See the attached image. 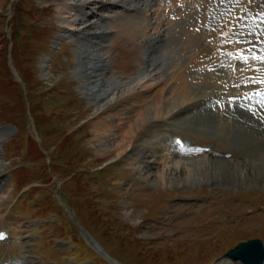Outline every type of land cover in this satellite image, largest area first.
Instances as JSON below:
<instances>
[{"label": "rangeland", "instance_id": "rangeland-1", "mask_svg": "<svg viewBox=\"0 0 264 264\" xmlns=\"http://www.w3.org/2000/svg\"><path fill=\"white\" fill-rule=\"evenodd\" d=\"M97 1L81 15L66 10L69 0H0V224L14 237L0 244V262L22 258L30 259V264H218L238 243L256 238L264 242V213L254 215L244 203L226 204L225 210L233 217L231 226L237 227L229 238H217L214 229H209L215 221L229 220L230 217L222 216L220 208L212 205L207 212H196L195 216L193 210L186 208L205 205L215 191L218 202L221 194L223 198V192H227L251 206L262 207L264 189L236 187L227 181L223 186H216L218 182L187 183L185 180L197 171L198 165L213 160H201L209 152L194 153L195 159L186 161L178 156L170 159L172 151L164 152V144L152 143L151 149L142 148L158 137L143 135L149 123L163 119L165 124L152 130L156 133L160 128L165 139L173 132L169 123L174 121L182 128L178 133L191 145L192 152L199 145L213 150V144L214 150L218 147L219 157L230 152L227 139L212 137L188 119L195 117L188 105L180 114L171 112L179 80L174 78L177 71L174 74L164 70L182 65L180 71L185 75L198 73L201 67L192 66L198 49L184 56L183 51L191 52V48L183 44L191 45L192 34L200 38L203 31H215L241 6L244 14L248 12L238 17L234 33L248 36L245 39H250L253 50H260L256 44L264 47V31L258 33L245 26L241 29L240 24L249 20L248 24L253 25L257 15V30L264 29V12L257 10L252 14L256 6L261 7V0H156L149 6L147 19L141 18L148 25L144 32H137L126 17L112 18L123 10L105 5L121 0ZM184 1L187 3L183 5ZM198 3L201 13L210 8L208 19L199 16V9H195ZM217 7L236 9L223 12L216 11ZM213 11L219 12L217 19H212ZM83 13L90 16L84 17ZM101 16L117 21L106 20V26H110L106 32H112L99 38L95 36L99 30L90 26ZM205 18L209 22L202 27L200 22ZM117 22L127 29H115ZM165 29H169L175 43L169 41L158 49L149 47L148 41L151 43ZM240 41L243 43V38ZM177 48L182 49L176 57L184 58L180 64L159 63L157 59ZM233 50L237 49H230L229 55ZM229 55H224L223 64L237 61L227 60ZM99 56H105L108 64L109 83L120 84L126 92H111L106 102L96 104L88 94L92 87L94 93L104 87L90 85L84 89L82 75ZM243 61L240 66L250 64ZM154 69L162 72L153 83L145 87L130 85L141 74L155 75ZM189 82L196 83L192 76ZM192 86L187 90H198ZM129 87L134 90L128 92ZM222 109L219 105L218 110ZM195 110L200 115L198 108ZM144 111L149 113L148 119L138 130L134 121L138 112ZM105 120L115 127L99 130L97 125ZM123 141L127 146L116 152ZM142 150L144 157L140 158L137 154ZM130 152L134 158L137 156L135 161L114 162L130 157ZM180 207L184 208L180 211L182 216H175ZM236 217L242 220L240 225H235ZM202 222L207 223V228L200 231Z\"/></svg>", "mask_w": 264, "mask_h": 264}, {"label": "bare ground", "instance_id": "bare-ground-1", "mask_svg": "<svg viewBox=\"0 0 264 264\" xmlns=\"http://www.w3.org/2000/svg\"><path fill=\"white\" fill-rule=\"evenodd\" d=\"M69 1H71V3H69L66 6V10L67 11L69 10L70 12L76 11L81 15H82V11H84L86 7L95 6L98 4L97 0H69ZM135 1L140 2V4H134ZM155 1L156 0H121V1H117L118 2L117 4L111 2L110 6L109 4L108 5L106 4L105 6L107 8L110 7L118 10L122 9L123 10L122 12L121 11L116 12L115 14L116 16L112 18L120 17V16L126 17L125 19L127 20L130 19L133 22V25L135 26L134 29L136 31L138 30L140 32L141 31L144 32L148 25H145V23L147 22H145L144 19L141 18L142 17L146 18L145 15L147 14L148 9L150 8L149 6H152L151 4ZM141 3L143 4L141 5ZM257 3L258 2H255V4ZM248 7L250 6L247 7L245 6L244 8L248 9ZM241 8L242 9L234 8L229 10L228 12H231L236 9L234 12H232L228 20L224 21L222 25L220 24V27H218L217 29L214 28L215 31L213 32L212 30L211 32L203 31L200 38H198L196 34L195 35L192 34L191 37L192 39L190 38L189 40L191 42V45L188 46L186 44H183L185 47L191 48V49L189 48L191 52L183 51L184 53H186L184 56L186 55L189 56L190 53L195 52L198 49V53H196V56L192 57L193 58L192 66L201 67V70L197 71L198 73L191 74L189 76L185 75L182 71H180L182 65H178L175 70L169 67L164 70V72L173 71L172 73L177 71V75L174 78H178L179 80V87L175 88V91L173 92L174 101L173 103H171V112L175 111L176 114H180L182 113L183 110L187 109L184 105H188L189 107L188 109H192L193 116H195L188 118L189 120L192 119L194 122H197L199 127L205 130L206 132L210 133L212 137L217 138L219 140L227 139V144L231 146L229 152L231 154L230 159L212 155V152L210 153L209 156L202 157L201 160H205L208 158L209 159L213 158V160H210L209 162H207V164L201 163L200 166L198 165L196 172L190 171L189 173L193 172V174L187 177V179L185 180L187 181V183H190V181H192V182H200V183H205V182L213 183L214 185H216L215 182H218L220 184H217L216 186H223L224 182L227 181V182L235 183L234 185L236 187H243V186L248 187L251 185V187L253 186L255 188L264 189V82H263L264 81L263 79L264 47H262V45L256 44L260 50H256V51L251 49L246 50L248 45L251 43L250 39L248 40L245 39L248 38V36L245 35L242 36V34L235 35L234 31L238 27L237 24L239 25L238 21L240 20L238 17L247 15L248 12L247 11L245 12L246 14H244L243 6H241ZM133 13L136 15L134 16ZM209 13H210V8L207 10V13L206 11H204L201 14L203 17L206 16V18L208 19ZM93 15H95V13H93ZM129 15H133V16L130 17ZM83 16L89 17L90 15L83 13ZM206 18L200 22L202 27H203V23L208 24L209 22V20L206 21ZM106 20L109 21V23H112V21L113 22L117 21L114 19H107L106 17H102V16L99 17L98 22H95L90 26L93 29L99 30V32H97L95 36L97 37L108 36L112 32V31L109 33L106 32L108 31L107 29L110 28V26L108 27L106 26ZM79 21H81V19H79ZM119 22H117L116 25L115 24L113 25L115 29L119 30L120 32H122L121 31L122 29H127L125 27L128 26L121 25L120 23L123 24V22L120 23ZM246 22H247L246 24L244 23H242L243 25L240 24V26H242L241 29L244 28V26L245 27L250 26V24H248L249 20ZM75 25L76 24H73V26ZM168 30L169 29L161 30V32L153 40L151 39V43L149 40L148 41V45H150L149 47H153L155 49L161 48V46L165 47L169 41L173 42L172 44H174L175 39H173V37L169 35ZM241 38H243V43H241L240 41ZM233 39L235 40V42H232ZM208 40L210 41V43L208 42ZM237 41L240 42L238 43ZM259 46H261L262 48H260ZM181 49L182 48L175 51L170 50L166 54L164 53L165 56H162L160 57V59L157 60L161 61L159 62L160 64L166 61H169V63L172 64L173 63L180 64L184 58L181 56H179L180 58L178 56L176 57V54L178 52H181ZM220 49H222L223 51L220 52ZM230 49H237V50L235 51L233 50L234 52H232V54L229 55ZM227 53L229 55L227 60L233 61L234 59L237 58V61L231 62L229 64H223L224 55H226ZM237 53L239 54L238 56L236 55ZM230 56H234V57L231 58ZM255 56H259V57L256 58ZM243 59L244 60L246 59V62L243 61ZM105 60H106L105 56H99L98 60L94 62L95 64L89 66L91 67V69H88L89 67H87L82 75V78L84 79L82 81V86L84 89L90 85L94 87H98V86L104 87V88L101 87L96 93H94L95 90L92 87L91 93L88 94L90 98L94 99V102L96 104L100 102L101 103L106 102L108 100L107 97L111 92L119 91L121 94H124L126 92L123 91V87L120 84L109 83L108 80L109 78L107 75L108 64ZM242 61L250 64L248 66H242V65L240 66L239 63H241ZM216 62L218 64L214 68V63ZM230 66L232 67L235 66L236 69L235 68L232 69ZM190 67L191 66L189 65L186 68H190ZM248 69H252L253 71L247 72ZM154 70L156 72L155 75H153V72L151 74H146V76L145 74L143 75L141 74L140 77L134 79L130 83V85L136 84V86L145 87L147 84L153 83L155 81L154 77H157L158 73L162 72L160 70L158 71H156V69ZM167 74L171 75V73H167ZM247 75L251 76L250 79L246 78ZM256 75L260 77L258 78ZM191 76L194 78V81H196V83L189 82V77ZM150 77L151 79H148ZM158 79H161V77L157 78V80ZM259 79L260 80L262 79L261 84L258 83ZM192 85H194V89L198 87V90L197 89L191 90V92L188 91L187 88L190 86L191 89ZM133 90L134 89L129 87L127 91L132 92ZM221 104L223 105V109L221 107ZM219 105H220V109L222 110H218ZM195 108H198L200 115H197L198 112H196ZM148 115L149 113H146L145 111L142 113L138 112V116H137L138 119L134 121L135 126H138V130H140L143 124L147 122ZM186 119H183L181 121H184ZM164 122L165 120L161 119V120H154L149 123L148 129L145 130V133L143 135H145L146 137V135L148 136L149 134H153V135H157L158 137H155V140H153L154 142L144 143L142 145L143 149L144 148L151 149L152 148L151 145L152 143H154L155 145L164 144L165 145L164 152L166 150L169 151L172 150L173 147L171 146L170 136L169 139L168 138L165 139V137H163L162 134L158 131L161 128L160 124H165ZM169 124L172 125V128L174 127V129L177 131L178 129L179 130L182 129L174 121H172V123ZM159 125L160 128L157 130L158 133L157 132L154 133L152 128L157 127ZM109 126L111 125L110 124L108 125V122H106L105 120L102 121L99 125H97V128H99V130L109 129L110 128ZM113 127L115 126L112 125L111 129ZM126 146L127 143L123 141L122 144L119 147H117L116 152H119L120 149H123ZM144 150L140 151L139 154H137V156H141L140 158H143L145 152ZM176 151H177L176 153L171 154L170 159L171 158L174 159L175 157H177V155H179V149H176ZM131 152H130L131 156L125 157L124 158L125 160L119 159L114 162L118 163V161H120L124 163L126 159L131 160V162L135 161V159H137L136 158L137 156L134 158L135 155L132 156ZM155 153H157V151H155ZM221 154L224 155L223 153ZM245 154H247L246 155L247 157L245 156ZM178 163H182V162L178 161ZM106 168L107 167H105L104 169ZM169 180L172 179L169 178ZM147 190L150 191L149 188ZM215 194L216 191L212 192V196H210L208 200L209 202L206 201L207 203L205 205H200L198 207L196 206L197 208L195 209H193V206L192 209H190L189 206H187L186 208L188 209L189 212L190 210H193V216H195L196 212L197 213H201V211L207 212L206 210L208 209L210 210V208H212V205H214L216 209L220 208L223 217H230L228 221H226L225 218L210 224L211 226L209 229H214L217 238H222L225 236L229 238L231 235L236 233L235 230L237 229V227L232 228L231 226L233 225L231 221L233 220V217H231L232 213H228L227 210H225L227 203L230 202L238 206L244 203L245 205L249 206V208H251L249 212L254 213V215H259L264 213L263 211L264 205L262 207L251 206L250 204H248L247 201H242L240 199H237L236 197H233L231 193L228 194L227 192H223L224 194L223 198L221 194L220 197L221 200L220 202H218L215 197ZM209 206L210 208H208ZM182 209L184 208L180 207L179 212H177V215L175 216H182V214L180 213ZM212 210L216 211L215 209ZM235 220H236L235 225H240L242 222V220L238 217H236ZM206 224L202 222V224L199 226L200 227L199 230L201 231L206 229L207 228ZM156 225L163 226L161 223H158ZM169 226L170 225H165V227H169ZM219 228H222V230H220ZM188 230L192 231L193 227L189 226ZM226 230H228V233L225 232ZM239 230L245 231L243 229H239ZM221 231H223L224 233L220 234ZM3 233L6 232H4L2 226L0 225V234ZM211 239H213V237ZM218 241L221 242L220 240H217V242ZM8 264H19V262L15 261V262H10ZM218 264H241V263L236 261H231L228 259H222V262Z\"/></svg>", "mask_w": 264, "mask_h": 264}, {"label": "water", "instance_id": "water-1", "mask_svg": "<svg viewBox=\"0 0 264 264\" xmlns=\"http://www.w3.org/2000/svg\"><path fill=\"white\" fill-rule=\"evenodd\" d=\"M252 255L255 258L251 259L250 256ZM227 256L236 260L241 259L245 263L256 264L261 263L264 253L262 244L259 241H253L240 244L236 249L230 251Z\"/></svg>", "mask_w": 264, "mask_h": 264}, {"label": "snow or ice", "instance_id": "snow-or-ice-1", "mask_svg": "<svg viewBox=\"0 0 264 264\" xmlns=\"http://www.w3.org/2000/svg\"><path fill=\"white\" fill-rule=\"evenodd\" d=\"M249 2H251V0H249ZM197 31H199V29H197ZM0 238H2V234H0Z\"/></svg>", "mask_w": 264, "mask_h": 264}]
</instances>
